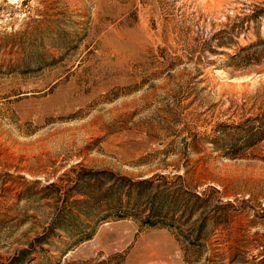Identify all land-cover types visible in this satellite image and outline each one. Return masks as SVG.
<instances>
[{"label": "rangeland", "instance_id": "obj_1", "mask_svg": "<svg viewBox=\"0 0 264 264\" xmlns=\"http://www.w3.org/2000/svg\"><path fill=\"white\" fill-rule=\"evenodd\" d=\"M0 264H264V0H0Z\"/></svg>", "mask_w": 264, "mask_h": 264}, {"label": "trees", "instance_id": "obj_2", "mask_svg": "<svg viewBox=\"0 0 264 264\" xmlns=\"http://www.w3.org/2000/svg\"><path fill=\"white\" fill-rule=\"evenodd\" d=\"M237 46L238 45V42L237 41H234V43L232 44V46ZM246 47H248V45H245V46H241V47H239V49H238V51L240 52L241 50H244ZM237 51V52H238ZM235 54H237V53H235ZM232 57V56H231Z\"/></svg>", "mask_w": 264, "mask_h": 264}]
</instances>
